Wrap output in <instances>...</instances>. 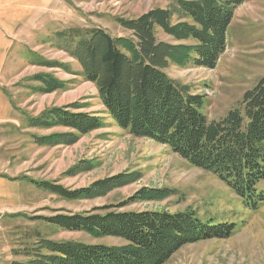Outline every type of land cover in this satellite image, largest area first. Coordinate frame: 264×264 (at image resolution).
I'll return each instance as SVG.
<instances>
[{
	"label": "trees",
	"instance_id": "1",
	"mask_svg": "<svg viewBox=\"0 0 264 264\" xmlns=\"http://www.w3.org/2000/svg\"><path fill=\"white\" fill-rule=\"evenodd\" d=\"M166 1H170L167 8L148 10L135 20L117 19L129 37L117 38L102 28L67 29L61 34L69 55L81 66L86 81L95 84L119 128L167 146L193 167L213 173L247 205H263L264 77L244 94L239 108L229 111L221 121L209 122L202 112L205 97L192 93L189 86L165 72L171 60L179 64L182 58L184 65L215 69L227 50V32L235 11L247 0ZM159 33L166 39H160ZM39 65L68 70L60 62L42 58ZM32 80L41 84L32 88L39 94L62 91L67 86L49 74ZM82 109L77 102L29 118L31 129L67 130L32 134L33 143L39 147L73 146L104 126L102 117ZM93 168L92 163L81 162L70 168L68 175L74 177ZM141 177L140 173H121L75 191L50 182H31L65 199L79 200L105 197ZM146 193L151 191L142 190L134 199ZM200 218L193 209L174 214L97 208L90 213L57 214L44 220L66 232H85L124 244L39 238L28 249V260L20 264H166L184 246L235 233L234 224L211 225Z\"/></svg>",
	"mask_w": 264,
	"mask_h": 264
},
{
	"label": "rangeland",
	"instance_id": "2",
	"mask_svg": "<svg viewBox=\"0 0 264 264\" xmlns=\"http://www.w3.org/2000/svg\"><path fill=\"white\" fill-rule=\"evenodd\" d=\"M65 3L69 9V12H64L66 30L102 28L119 38L129 37L130 34L121 28L117 19L135 20L148 10L167 8L170 1L65 0ZM159 38L166 39L161 33ZM227 46L213 70L184 65L183 58L179 64L177 60H171L165 69L171 79L189 86L192 93L205 97L202 112L209 122L221 121L229 111L239 108L244 94L264 77V0H247L236 9L227 32ZM60 63L66 65L68 70H51L41 66V73L24 79L25 89L35 95L32 88L40 87L41 84L32 79L39 74L52 75L67 86L62 91H56V103L55 100L46 102L45 94L38 93L40 101L24 108V142L18 145L23 144V158L27 161L19 168L9 166L4 174L11 179L27 175L35 181L54 183L71 191L89 187L98 180L121 173H140L142 177L136 183L117 189L105 197L79 200H68L44 191L27 180L14 182L0 178V264L26 262L28 249L39 238L123 245V241L114 238H95L85 232H66L44 220L57 214L90 213L97 208L118 212L166 211L174 214L193 209L205 223L235 225L233 236L206 239L184 246L166 264H264V204L258 207L247 205L243 198L213 173L193 167L167 146L136 138L129 131L119 128L98 96L95 84L86 81L79 63L76 60ZM58 73H67L66 77L70 80L64 81L61 79L64 76L60 77ZM67 92L71 100L59 106V97ZM77 102L82 105V112L102 117L104 126L82 137L73 146H35L32 134L50 135L67 130L31 129L28 119L39 116L46 109ZM81 162L92 163L93 170L70 177V168ZM145 189L151 193L134 199ZM154 190L163 193L153 194ZM168 191L171 193L168 194Z\"/></svg>",
	"mask_w": 264,
	"mask_h": 264
},
{
	"label": "crops",
	"instance_id": "3",
	"mask_svg": "<svg viewBox=\"0 0 264 264\" xmlns=\"http://www.w3.org/2000/svg\"><path fill=\"white\" fill-rule=\"evenodd\" d=\"M65 5V0H0V178L27 180L31 185L34 180L27 175L11 179L4 172L9 166L19 168L27 161L23 158V144L18 145L24 142L23 110L40 101L38 93L25 89L24 79L41 73V58L75 62L66 48L65 35L61 34L66 31L64 12H69ZM58 75H63L64 81L70 80L67 73ZM68 93L59 97V106L71 100ZM56 94H45L44 100L56 103Z\"/></svg>",
	"mask_w": 264,
	"mask_h": 264
}]
</instances>
